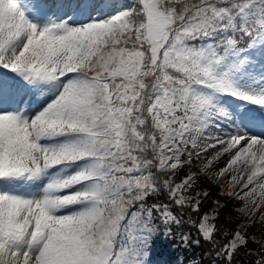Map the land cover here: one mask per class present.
<instances>
[{"label":"snow or ice","instance_id":"obj_1","mask_svg":"<svg viewBox=\"0 0 264 264\" xmlns=\"http://www.w3.org/2000/svg\"><path fill=\"white\" fill-rule=\"evenodd\" d=\"M0 264H264V0H0Z\"/></svg>","mask_w":264,"mask_h":264},{"label":"trees","instance_id":"obj_2","mask_svg":"<svg viewBox=\"0 0 264 264\" xmlns=\"http://www.w3.org/2000/svg\"><path fill=\"white\" fill-rule=\"evenodd\" d=\"M227 211V210H226ZM172 255H176V253H172Z\"/></svg>","mask_w":264,"mask_h":264}]
</instances>
